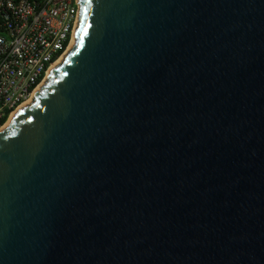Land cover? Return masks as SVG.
Returning <instances> with one entry per match:
<instances>
[{
  "label": "water",
  "instance_id": "obj_1",
  "mask_svg": "<svg viewBox=\"0 0 264 264\" xmlns=\"http://www.w3.org/2000/svg\"><path fill=\"white\" fill-rule=\"evenodd\" d=\"M76 3L0 131V264H264V0Z\"/></svg>",
  "mask_w": 264,
  "mask_h": 264
},
{
  "label": "built area",
  "instance_id": "obj_2",
  "mask_svg": "<svg viewBox=\"0 0 264 264\" xmlns=\"http://www.w3.org/2000/svg\"><path fill=\"white\" fill-rule=\"evenodd\" d=\"M77 0H0V128L74 43Z\"/></svg>",
  "mask_w": 264,
  "mask_h": 264
},
{
  "label": "bare ground",
  "instance_id": "obj_3",
  "mask_svg": "<svg viewBox=\"0 0 264 264\" xmlns=\"http://www.w3.org/2000/svg\"><path fill=\"white\" fill-rule=\"evenodd\" d=\"M61 59H62V58H61ZM61 59H60V60H61ZM60 60H58V61L56 62V64L59 63ZM44 83H45V82H43L42 84H44ZM27 103H28V101L25 102L24 104H22L21 107H23V106L26 105ZM12 115H13V113L11 114L10 118L8 119V121H6V123L0 128V131L6 129V128L8 127V125H9V123H10V121H11V117H12Z\"/></svg>",
  "mask_w": 264,
  "mask_h": 264
}]
</instances>
